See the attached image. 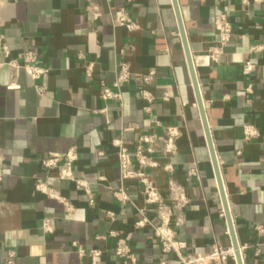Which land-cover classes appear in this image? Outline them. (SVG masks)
Segmentation results:
<instances>
[{"label": "crops", "instance_id": "crops-1", "mask_svg": "<svg viewBox=\"0 0 264 264\" xmlns=\"http://www.w3.org/2000/svg\"><path fill=\"white\" fill-rule=\"evenodd\" d=\"M177 4L243 263L262 264L254 249L259 244L264 250V233L254 229L264 227V49L252 54L250 48L264 47V0ZM122 7L136 31L114 25L113 13ZM220 11L226 12L232 35L213 61L209 50ZM27 49L37 52L38 65L48 71L36 82L21 68ZM120 62L129 64L131 77L115 90L120 99L103 101L99 85L112 87ZM249 62L255 70L244 76L242 66ZM88 63L94 65L91 77L85 75ZM150 70L154 81L143 86ZM249 84L251 95L245 92ZM142 88L154 97L150 104L138 97ZM245 125L259 136L246 141ZM169 127L179 135L174 154L167 156ZM142 135L156 139L148 156L158 167L143 171L171 211L175 239L186 245L183 254L230 248L172 0H0V263L13 251L16 264H124L115 249L125 245L137 264H181L178 256L162 253L154 235L156 211L144 203L139 183L120 177L116 143L132 151ZM142 146L145 151L147 145ZM71 150L73 175L88 193L42 165L44 158ZM167 165L172 171L164 169ZM132 166L138 169L135 162ZM169 180L184 189V207L172 205ZM122 189L125 204L115 196ZM142 217L147 223L137 228ZM45 219L51 233L41 228ZM94 249L99 258L89 254ZM222 264L236 263L230 258Z\"/></svg>", "mask_w": 264, "mask_h": 264}, {"label": "built area", "instance_id": "built-area-1", "mask_svg": "<svg viewBox=\"0 0 264 264\" xmlns=\"http://www.w3.org/2000/svg\"><path fill=\"white\" fill-rule=\"evenodd\" d=\"M133 0H124L126 4L131 3ZM90 11L96 12L95 7H90ZM113 23L116 27L124 28L128 32H134L138 29V26L130 18L125 7H122L116 10L113 13ZM214 27L216 31V41L214 46L209 50V55L213 61H218L219 58L223 55L224 50L229 45L232 35V26L228 19L226 12L220 11L214 19ZM264 47L262 45H254L250 48V53L255 54L262 52ZM2 52L4 55H7L8 49L5 45L2 46ZM22 66L27 77L32 81H38L42 76L47 74V69L38 65V55L37 52L33 49H27L22 53ZM12 66H16L14 63H11ZM94 65L93 63H88L85 67L86 77H91L93 72ZM255 70V65L252 63H245L242 66V74L244 76L251 75ZM131 77L130 67L127 62H120L118 65L117 77L113 82L112 87L108 86L106 83H100V96L103 101L117 100L120 99V95L115 90H118L119 87L127 83ZM155 77L154 70L148 71L142 77L143 86H148L153 83ZM10 85L8 89H14ZM114 89V90H113ZM36 90L39 94L43 93V89L39 86H36ZM245 92L248 95H251L253 92V87L251 84L247 86ZM138 97L147 103H151L154 100V97L146 90L141 89L138 92ZM148 109V108H147ZM244 139L246 141L255 139L259 136V133L255 127L252 125H245L243 128ZM178 130L174 127H169L165 132L164 139V154L173 155L175 150V139L178 137ZM154 136L142 135L138 138V143L134 150L129 151L123 144L120 142L116 143L118 147V162H119V172L122 180H136L141 188V195L143 201L146 205L153 206L156 211L158 224L154 227V235L158 239L161 251L163 254H174L178 256L181 260V264H222L232 256L228 253L229 248L223 249L221 247H214L211 252L207 255H195L192 257L185 256L183 251L186 249L184 242L177 241L175 239L174 230L171 227V211L168 206L165 205L156 185L150 179L149 175L143 171L144 168L155 169L158 167V164L154 162L148 155L153 152V144L155 142ZM143 144L147 145L145 151L143 150ZM264 146V145H263ZM76 160V154L73 150L68 151L63 157L58 156H48L42 160V165L46 169H57L58 177L61 180L71 181L76 183L79 187L83 188L86 193L87 186L83 181L75 179L72 171V164ZM135 162L138 166V169H133L132 165ZM164 169L168 172L172 171V167L167 165ZM3 177V158L0 154V181ZM38 190H42V186H37ZM169 189V198L172 202V205L175 207H184L188 203V199L185 195L184 189L174 181H168ZM48 196L51 198H56L53 193L47 192ZM116 198L122 203L125 204L128 202V197L126 192L122 189L115 193ZM65 206L67 212H71V206L64 200H60ZM92 203V201H90ZM223 216V215H222ZM146 218L142 217L135 223L137 228H142L146 225ZM41 228L45 233H51L52 228L50 221L45 219L42 221ZM254 232L257 234L264 233V227H255ZM74 247L78 248L80 255H84V251L79 248L75 243ZM241 255L243 248L239 246ZM89 254L93 258H99L101 252L99 250H91ZM115 255L124 260V264H137L136 258L131 250L125 245H119L115 249ZM254 256L257 259H260L261 263L264 264V250L260 248L259 244L255 245ZM233 259V258H232ZM0 264H16V255L13 251H9L2 263ZM160 264H166L164 261Z\"/></svg>", "mask_w": 264, "mask_h": 264}, {"label": "water", "instance_id": "water-1", "mask_svg": "<svg viewBox=\"0 0 264 264\" xmlns=\"http://www.w3.org/2000/svg\"><path fill=\"white\" fill-rule=\"evenodd\" d=\"M172 5H173L174 12H175V15H176L179 35H180V38H181V41H182V44H183L185 58H186L188 70H189V73H190L193 89H194V92H195L196 102H197V106H198V109H199V112H200L202 125H203V128H204V133H205L207 146H208V149H209L210 158H211V162H212L214 173H215V178H216L219 194H220V197H221L223 213H224V216H225V219H226L227 228H228V234H229V237H230V240H231V247H232V249L234 251V261H235L236 264H244L243 263V259H242V255H241V252H240V249H239V243H238V240H237V237H236V233H235V230H234V225H233V221H232V218H231L228 202H227L226 195H225V192H224V188H223V185H222V180H221L219 166H218V163H217L216 155H215V152H214V149H213V144H212L210 133H209V130H208V126H207V122H206V116H205V112H204V107H203V104H202V98H201L200 91H199V88H198L196 75H195V72H194L192 59H191V55H190V52H189V48H188V44H187V40H186V36H185V32H184L182 20H181V17H180V12H179V8H178L177 0H172Z\"/></svg>", "mask_w": 264, "mask_h": 264}, {"label": "bare ground", "instance_id": "bare-ground-1", "mask_svg": "<svg viewBox=\"0 0 264 264\" xmlns=\"http://www.w3.org/2000/svg\"><path fill=\"white\" fill-rule=\"evenodd\" d=\"M228 253L232 256V258L234 259V251L232 249V247L229 248Z\"/></svg>", "mask_w": 264, "mask_h": 264}]
</instances>
